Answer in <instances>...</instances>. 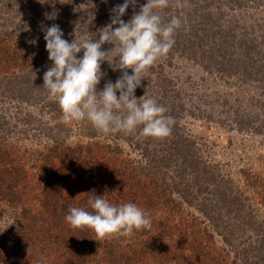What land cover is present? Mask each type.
Segmentation results:
<instances>
[{"label":"trees","instance_id":"obj_1","mask_svg":"<svg viewBox=\"0 0 264 264\" xmlns=\"http://www.w3.org/2000/svg\"><path fill=\"white\" fill-rule=\"evenodd\" d=\"M94 1H99L102 8L108 0H0L4 14L10 12L15 15L13 20L22 19L19 30L16 28L18 32L9 33L11 38L1 37L0 41L14 43L16 53L26 50L22 56L12 53L14 61L18 58L20 69H16V63L5 54L9 46H0V55L12 63L9 66L0 57V97L11 96L8 104L0 107V203L16 209L20 216L11 229L15 236L13 242L0 235V264H264V231L247 219L246 213H250L245 208L249 204L247 197L231 185L228 191L219 187L216 176H208L206 172L203 175L200 166L205 162L189 138L171 131L174 146L161 152L157 150L156 155L162 159L167 151L165 160L176 166L177 184L168 186L165 180H155L153 174L167 168L161 160L147 158L141 150L146 163L137 169L117 160L114 165L104 167L105 163L112 162L106 158L105 146L98 150L93 145L100 144L97 140L100 131L87 120L71 123L62 120L58 102L43 87L44 64L49 54L42 28L58 25L64 33L63 39L69 43L75 37L99 39V30L87 36L78 25L93 23L87 20L85 12ZM247 1L257 8L264 5V0ZM123 3L124 0H111L108 7L111 10ZM146 3L147 0H136L135 5L130 4L123 20L129 21ZM222 3L217 2V12L221 11ZM171 8L169 5L160 11L163 21L178 16L183 23L184 14L178 11L168 14ZM110 22L97 23L96 29ZM178 35L174 34L175 41ZM34 39L36 44L29 42ZM224 39L220 35L216 40L219 51L225 49V58L231 57L233 62L228 72L220 71L224 76L232 74L233 69L241 70L240 79L247 72L252 91L254 88L260 92L251 97L257 100L255 107L259 108L260 103L263 106L264 20L250 22L248 28L241 27L239 42L234 43L228 37L230 45ZM229 46L231 50L227 51ZM112 47L105 43L101 50ZM82 55L83 50L77 58ZM101 71L112 74L116 80L122 76L121 71H113L107 62L101 64ZM262 111L264 124V108ZM13 117L14 125H9L6 118ZM73 125L78 134L84 133L93 139L92 143L68 144ZM35 129L42 136V142L26 156V150L14 144L17 141H11L10 137L14 132ZM247 179L254 184L253 192L264 204V183L260 177ZM174 190H178V197L173 196ZM93 194L117 206L136 204L151 219V228L97 240L91 229L71 227L65 220L70 206L93 211L87 204ZM186 203L195 206L199 215L195 216L194 210L185 211Z\"/></svg>","mask_w":264,"mask_h":264},{"label":"rangeland","instance_id":"obj_2","mask_svg":"<svg viewBox=\"0 0 264 264\" xmlns=\"http://www.w3.org/2000/svg\"><path fill=\"white\" fill-rule=\"evenodd\" d=\"M245 1L179 0L178 6L177 0H171L172 8L168 14L178 11L179 14H184L185 21L175 32L179 35L174 46L166 56L161 57L143 73L141 85L135 90L134 95L140 98L147 92L149 97L155 98L158 104L166 108L165 115L170 116L174 121L171 125L172 134L177 132L189 138L191 146L199 152L201 159L206 163L200 166L203 175L205 172L208 176L214 175L222 189L228 191L231 185L235 191L246 196L249 204L245 208L250 212L246 213L247 219L258 225L263 232L264 204L261 203V198H258L256 192H253L254 184L247 178L260 177L264 183V124H262L264 105L260 103L259 108L255 107L257 100L253 99V101L251 97L258 96L260 92L258 93L254 88L252 91L250 81L247 80V72L241 79L239 77L241 70L233 69L232 74L229 72L231 75L224 74L223 76V72H228L233 60L231 57L225 58V49L219 51L216 41L221 35L223 39L225 38L224 42L228 41L232 45L233 41L234 43L239 42L241 27L248 28L250 22L253 21L262 23L264 5L257 8L251 2ZM217 2H223L220 12H217ZM110 3L111 0H108L102 8H99V1H94L91 7H87L85 16L88 17L87 20H93V23L90 22L89 25L78 23L83 27L85 35L89 36L99 30L96 27L101 22L111 21L110 17H107L111 13L108 7ZM239 5H243V8ZM2 11L4 10L0 7V38L6 36L11 38L8 34L18 32V23L22 22V19L13 20L15 16L13 13L4 14ZM220 22L221 26L218 28ZM216 30L219 33L215 35ZM228 37L232 42L227 40ZM2 45L3 47L9 46L10 50L5 54L9 55L13 61L12 53L21 56L26 54L25 49H20L16 53L14 43L6 44L0 41V46ZM229 50H231L230 46L227 51ZM0 57L4 59L3 56L0 55ZM261 57L262 53L259 58ZM17 61L18 58L14 61L17 65L16 69H20ZM4 63L12 65L8 57L7 62L4 59ZM51 64L52 61L48 59L44 64L46 71ZM219 66L222 69H218ZM127 71L132 74L131 69ZM108 81L115 83L116 79L115 76L108 75L106 72L97 85V90H103ZM117 96L119 97V92ZM5 98L0 97L2 100L0 107L6 106L9 102L7 99L11 96L8 98L5 94ZM14 118H6L9 125H14ZM33 124L35 125L36 122ZM141 127L132 133L104 134L99 132L97 140L100 144L93 145L98 150L104 149L105 146L104 150L108 152L106 158L112 162H104V167H109L117 160L125 164L129 163L132 168L135 166L137 169L146 163L141 153L143 151L147 158L155 157L167 165L162 172L155 171L157 175L153 171L156 176L155 180H165L168 186L176 185L175 163L165 160L168 158L165 157L167 151L163 159L162 156L156 155L157 150L161 152L172 145L175 138L171 139L172 134L166 138L144 137L140 131ZM72 128L67 137L68 144L92 143L93 139H89L90 137L84 133L78 134L74 125ZM258 129L262 131H257ZM10 138H13L11 141H17L14 144L26 150V156H30L31 151L42 142V136L36 129L26 133L14 132ZM173 192L174 197L179 196L178 190ZM184 210L187 212L194 210L192 213H195V216L199 215L191 203L184 204ZM19 217V211L0 203V235L8 242L15 240L11 229L13 223L15 224L20 219Z\"/></svg>","mask_w":264,"mask_h":264},{"label":"clouds","instance_id":"obj_3","mask_svg":"<svg viewBox=\"0 0 264 264\" xmlns=\"http://www.w3.org/2000/svg\"><path fill=\"white\" fill-rule=\"evenodd\" d=\"M130 4L135 5L136 0H124L110 10L111 22L99 29V39L75 37L69 43L63 39L64 33L58 25L43 27L48 59L52 61L43 75V87L49 97L58 102L65 123L87 120L104 134L132 133L142 126L140 131L144 137L166 138L174 123L165 115L166 108L147 92L140 98L134 93L141 85L143 73L174 46L173 37L182 19L172 16L164 22L160 11L169 7L170 0H147L139 12H134L125 22L122 17ZM177 4L179 6V0ZM29 42L36 44L35 39ZM105 43L113 47L101 50ZM82 50V57L77 58ZM104 62L113 71H121L122 76L115 83L108 81L103 90L98 91ZM127 69H131L132 74ZM87 204L93 211L70 206L65 220L73 228L91 229L97 240L151 228V219L134 203L117 206L93 194Z\"/></svg>","mask_w":264,"mask_h":264}]
</instances>
